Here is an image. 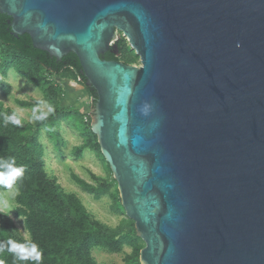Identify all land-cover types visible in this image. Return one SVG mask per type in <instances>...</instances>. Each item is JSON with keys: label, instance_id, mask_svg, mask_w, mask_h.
Wrapping results in <instances>:
<instances>
[{"label": "water", "instance_id": "water-1", "mask_svg": "<svg viewBox=\"0 0 264 264\" xmlns=\"http://www.w3.org/2000/svg\"><path fill=\"white\" fill-rule=\"evenodd\" d=\"M0 12L35 48L79 57L141 264H264V0H0ZM119 32L140 66L102 57Z\"/></svg>", "mask_w": 264, "mask_h": 264}, {"label": "trees", "instance_id": "trees-1", "mask_svg": "<svg viewBox=\"0 0 264 264\" xmlns=\"http://www.w3.org/2000/svg\"><path fill=\"white\" fill-rule=\"evenodd\" d=\"M11 17L0 12V44L10 53L11 58L1 65L3 76L10 69H15L31 84L40 88L53 110L40 118L35 125L21 121L22 126L6 122L14 114L5 108L0 101V160H15V166L24 169L14 187L19 188L16 196L17 214L24 218L30 240L38 245L43 253L42 264H98L92 256L95 247H102L111 252H120L125 245L141 251L144 244L137 235L135 222L130 220L127 228L112 230L99 220H95L88 212L81 199L75 193L66 192L56 178H51L46 170L45 147L40 140L41 127L54 131L58 118H68L72 114L83 117L80 110L73 107L62 108L66 99V90L58 82H53L44 72L56 75L61 79H71L82 85L87 93L96 96L94 88L87 84L82 73L79 57L69 52L61 60L48 51L35 48L32 38L25 33L15 36L10 26ZM117 46V48H116ZM102 57L109 60H120L135 63L139 56L131 48L125 38L116 41ZM11 84L0 76V94L9 95ZM29 105L28 102H21ZM83 131L87 144L97 149L104 158L97 135L92 131V115H86ZM18 119V118H17ZM105 159V158H104ZM109 165V164H108ZM110 167V166H109ZM73 179L87 192H94L96 198L103 195L88 182L72 175ZM7 189L0 187V191ZM117 193L119 194V190ZM25 243L13 218L0 214V260L4 264H34L33 261H19L13 253L7 251V241ZM134 264H141L139 259Z\"/></svg>", "mask_w": 264, "mask_h": 264}, {"label": "rangeland", "instance_id": "rangeland-1", "mask_svg": "<svg viewBox=\"0 0 264 264\" xmlns=\"http://www.w3.org/2000/svg\"><path fill=\"white\" fill-rule=\"evenodd\" d=\"M118 36L125 38L129 44L128 37L122 32H119ZM9 58H11V53L0 44V76L9 82L12 88L9 95L0 94V101L16 118L26 124L35 125L40 118L51 113L53 107L46 100L44 92L22 77L15 69H10L6 76H3L1 65ZM131 64L140 66V57ZM44 74L65 88L66 99L61 107H73L84 114L83 117L72 114L68 118H58L56 126L53 125L54 131L52 132L48 127H41L39 137L45 147L46 170L49 176L56 178L66 192L75 193L95 220H99L112 230H123V228L130 230L127 225L130 218L126 214L120 194L117 193L118 183L113 172L99 151L87 144L83 131L82 120L86 121V115L92 114L91 96L86 92L82 95L75 91L74 89L79 85L74 80L61 79L46 71ZM21 102H28L29 105H23ZM73 174L88 182L95 189L103 190V195L96 198L94 192L85 191L73 179ZM0 208H3L13 218L21 233L30 239L24 218L17 214L16 197L12 199L8 190L0 191ZM141 243L144 244L142 239ZM92 256L98 264H134L138 259L140 261V251L138 253L134 247L128 245H125L120 252L95 247L92 250Z\"/></svg>", "mask_w": 264, "mask_h": 264}, {"label": "clouds", "instance_id": "clouds-1", "mask_svg": "<svg viewBox=\"0 0 264 264\" xmlns=\"http://www.w3.org/2000/svg\"><path fill=\"white\" fill-rule=\"evenodd\" d=\"M6 122H11L17 126H22L21 121L15 117V115L8 117ZM24 169L22 167L15 166V160H0V187L8 190L11 194V198L19 194V188H14L16 181L22 177ZM11 211V209H9ZM0 214L7 215L8 213L0 208ZM7 251L13 253L19 261L31 260L34 264H42L43 253L38 249L36 243L31 242L25 237V243H17L11 239L7 241ZM4 248L0 245V252H3ZM2 264V261H0Z\"/></svg>", "mask_w": 264, "mask_h": 264}, {"label": "crops", "instance_id": "crops-1", "mask_svg": "<svg viewBox=\"0 0 264 264\" xmlns=\"http://www.w3.org/2000/svg\"><path fill=\"white\" fill-rule=\"evenodd\" d=\"M78 85H79V87L74 89L75 91H77L78 93H80L82 95L84 94V92L87 93L86 89L82 85H80V84H78Z\"/></svg>", "mask_w": 264, "mask_h": 264}]
</instances>
